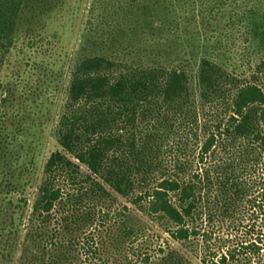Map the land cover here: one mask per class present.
<instances>
[{
    "label": "trees",
    "instance_id": "16d2710c",
    "mask_svg": "<svg viewBox=\"0 0 264 264\" xmlns=\"http://www.w3.org/2000/svg\"><path fill=\"white\" fill-rule=\"evenodd\" d=\"M136 1L124 0L121 13ZM48 3L0 0V66L23 10ZM113 4H92L55 129L59 149L43 165L23 224L20 264H124L131 249L126 264H264L263 18L254 26L250 10L226 12L227 0H214L204 20L221 15L226 29L206 38L190 77L183 65L144 64L140 48L105 32ZM1 130L0 162L8 154ZM173 142L177 154L165 161ZM116 196L133 208L110 223ZM139 213L175 246L124 248L142 233ZM101 228L109 248H78ZM82 253L91 258L80 263Z\"/></svg>",
    "mask_w": 264,
    "mask_h": 264
},
{
    "label": "rangeland",
    "instance_id": "374dc122",
    "mask_svg": "<svg viewBox=\"0 0 264 264\" xmlns=\"http://www.w3.org/2000/svg\"><path fill=\"white\" fill-rule=\"evenodd\" d=\"M100 1L114 3L112 11H117L109 18V24L103 25L105 32L113 30L123 46L135 44L140 48L144 64L162 61L167 66L183 65L190 77L194 76L200 57L208 52L204 50L206 38L226 29L221 15L208 17L210 23L204 20L214 0H137L128 15L121 13L124 0H49L44 8L23 10L17 20L14 43L0 66V128L6 136L4 144L8 146L6 161L11 162H0V240L9 238L12 242L6 248L0 247L2 264H20L23 224L29 215L43 165L49 154L59 149L55 134L57 121L89 24L92 4ZM263 4L264 0H227L225 10L235 14L250 10L255 26L262 18L264 20ZM236 29L233 28L232 34L238 41ZM231 30L229 27L228 33ZM223 58L226 64L225 55ZM236 65L239 66V62ZM243 70L245 67L239 66L238 71ZM208 119L212 120V114ZM200 135L201 141L204 135ZM174 138L176 140L178 135ZM175 145L173 142L167 148L165 161L177 154ZM192 154L185 157L195 168ZM109 207L110 223L114 214L122 211L126 214L133 208L128 200L119 196ZM138 217L142 233L138 240L127 243L124 248L146 250L166 244L175 246L168 234L149 217L141 213ZM108 232L104 228L87 232L78 248H109ZM135 252L127 250L126 256L121 255L122 262L132 261ZM102 256L104 254L101 258L96 255L93 260L104 261ZM85 257L82 253L80 263ZM88 258L91 254L85 259ZM192 261L200 264L196 258Z\"/></svg>",
    "mask_w": 264,
    "mask_h": 264
}]
</instances>
